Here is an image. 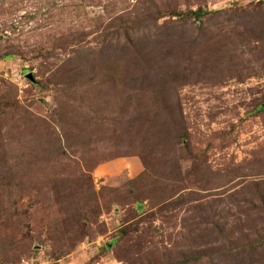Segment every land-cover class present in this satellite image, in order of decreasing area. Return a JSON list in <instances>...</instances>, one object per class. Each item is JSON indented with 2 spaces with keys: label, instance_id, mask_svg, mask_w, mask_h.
<instances>
[{
  "label": "rangeland",
  "instance_id": "rangeland-1",
  "mask_svg": "<svg viewBox=\"0 0 264 264\" xmlns=\"http://www.w3.org/2000/svg\"><path fill=\"white\" fill-rule=\"evenodd\" d=\"M97 71L110 76L92 83ZM162 79L185 133L145 167L125 153L145 115L112 103ZM0 96L19 108L0 116V210L18 204L28 236L17 264H182L202 250L264 264V0H0ZM91 184L100 216L74 217L62 195Z\"/></svg>",
  "mask_w": 264,
  "mask_h": 264
},
{
  "label": "trees",
  "instance_id": "trees-1",
  "mask_svg": "<svg viewBox=\"0 0 264 264\" xmlns=\"http://www.w3.org/2000/svg\"><path fill=\"white\" fill-rule=\"evenodd\" d=\"M204 13L206 12L198 9L196 11H190L189 15L190 17L193 16L198 19L203 16ZM117 29L120 30L119 32L124 33L128 38L129 31L134 30V27L131 25L125 27L118 26ZM97 74L98 76L93 78L92 83L99 80L100 77L110 76L108 72L104 73L97 71ZM84 86V84L76 86L75 90L84 92ZM178 100L179 97L177 95L176 88L172 86L170 81L162 79L158 83H153V85L147 87L144 92L141 90L132 91L130 94L120 97L117 101L112 103L113 105L117 106V110L120 112V115H122L124 112H127L131 120H136L137 117L145 115L143 118V128L132 131L131 133L133 139L127 140V143H130L131 145L129 150L125 151L126 154H138V156L141 157L145 167H148L149 163L154 164V162L159 164H167L166 159L169 156L167 144L171 133H176L179 135L185 133L184 121L182 120L181 109L178 107ZM15 104H18L15 100H6L0 96V116L7 115L13 110L18 111L19 108ZM111 108L105 109V111L108 112V115L112 116L113 110ZM148 109L151 110L150 115L147 113ZM79 110L81 115L77 116L75 119L86 118L87 120V115L88 113H91V111L86 113V107H84L82 104L79 105ZM5 119L8 122L9 116L7 115ZM117 119L121 123V117L118 118L117 116ZM106 120L109 119H105V121ZM89 123L92 124L93 121L92 123ZM36 128L37 127H34L35 130ZM92 133L96 132L92 131ZM32 134L33 132L30 135ZM68 135L69 134L65 135L66 139ZM171 164L176 166V162ZM7 179L9 180L10 178ZM175 179H178V177H175ZM88 193L92 199L81 204V201L88 199L86 198ZM62 198L68 203L66 208L71 209L70 211L74 213V217L82 216L95 220L101 214L102 206L98 202L99 197L93 192L92 184L89 186L88 191H82V193H79L77 190H70L67 193H64ZM100 198L107 199L104 201L103 205L108 208L112 205V203L118 201L116 193H113L112 196L109 197L105 191V188L102 192H100ZM16 208L18 209V212L16 209L15 212L7 211L3 214L2 210H0V262L6 264H17L21 261L20 256L22 254L23 244H25V241L28 238V236L24 235L23 225L19 220L21 217L20 213H25L19 211L20 206L18 204H16ZM85 234L87 235L86 232ZM73 236L74 237L69 239L70 242L72 241L71 245L73 247L76 245V243L81 242L86 238V236L83 234H73ZM215 255L216 254L202 250L185 257L181 263L201 264V261L204 258H208L211 264H217V262L215 263V261H211L215 259ZM225 264H227V262Z\"/></svg>",
  "mask_w": 264,
  "mask_h": 264
}]
</instances>
